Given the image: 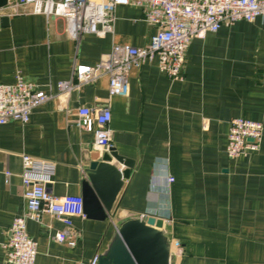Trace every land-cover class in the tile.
Segmentation results:
<instances>
[{
    "label": "crops",
    "instance_id": "obj_1",
    "mask_svg": "<svg viewBox=\"0 0 264 264\" xmlns=\"http://www.w3.org/2000/svg\"><path fill=\"white\" fill-rule=\"evenodd\" d=\"M13 2L0 10L7 17L0 27V83L13 84L19 74L54 97L28 123L0 125V264L10 224L24 209L21 155L54 163L46 185L53 196L81 197L86 169L100 152L92 133L76 126L77 108L104 105L114 148L134 163L129 179L105 221L73 217L66 228L47 213L27 221L38 246L34 264H89L138 213L162 218L167 238L182 247L170 264H264V131L253 155L231 160L225 153L231 119L264 128V17L192 39L182 79L170 80L154 59L131 69L126 97H108L106 76L67 97L57 83L69 80L76 64L94 66L113 44L144 47L154 28L140 7L118 6L112 35L74 41L63 19ZM62 231L74 245L51 239Z\"/></svg>",
    "mask_w": 264,
    "mask_h": 264
},
{
    "label": "built area",
    "instance_id": "obj_2",
    "mask_svg": "<svg viewBox=\"0 0 264 264\" xmlns=\"http://www.w3.org/2000/svg\"><path fill=\"white\" fill-rule=\"evenodd\" d=\"M12 6L30 7L32 13L47 19H63L66 34L74 41L88 34L100 38L112 35L118 6L140 7L144 21L154 28L149 44L144 47L113 44L94 66L76 64L71 78L57 83L59 94L67 97L100 76L108 79L109 98L126 97L131 69L154 59L170 80L182 79L185 54L192 39H204L222 25L264 17V0H14ZM53 97L54 94L45 93L19 74L13 84L0 83V125L10 121L28 123L32 111ZM110 121L109 105L77 108L76 126L92 133L100 155L114 147ZM263 131L260 122L231 119L225 148L227 158L233 160L258 152ZM21 162L24 209L10 224L8 239L3 244V264L35 263L38 246L27 232V221L39 222L41 215L47 213L61 219L68 228L73 217H85L80 196L57 197L48 192L46 185L54 175V163L26 154L21 155ZM172 181L173 178L168 179L169 183ZM51 239L58 243L69 240V245H74L66 231L56 233ZM168 241L172 259L183 254L179 243ZM99 256L96 253L89 264H98Z\"/></svg>",
    "mask_w": 264,
    "mask_h": 264
},
{
    "label": "water",
    "instance_id": "obj_3",
    "mask_svg": "<svg viewBox=\"0 0 264 264\" xmlns=\"http://www.w3.org/2000/svg\"><path fill=\"white\" fill-rule=\"evenodd\" d=\"M8 0H0V10ZM7 17L0 18V27ZM132 160L120 156L113 147L90 163L81 183L83 213L87 219L105 221L129 179ZM172 255L163 219L148 213H138L122 223L108 246L99 256L98 264H170Z\"/></svg>",
    "mask_w": 264,
    "mask_h": 264
}]
</instances>
